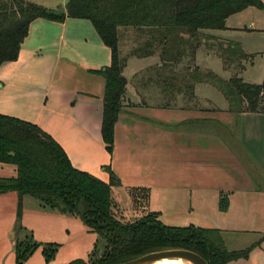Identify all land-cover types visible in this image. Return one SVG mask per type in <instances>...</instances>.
Masks as SVG:
<instances>
[{
    "label": "crops",
    "instance_id": "0c3cea01",
    "mask_svg": "<svg viewBox=\"0 0 264 264\" xmlns=\"http://www.w3.org/2000/svg\"><path fill=\"white\" fill-rule=\"evenodd\" d=\"M29 1L56 10L70 0ZM250 9L231 16L226 30L203 31L211 45L198 49L195 66L226 80L238 74L246 83L263 84L264 79L256 84L253 74L246 79L244 65L243 71L226 70L220 54L211 50L232 43L246 55H256L264 46V21L256 17L249 25L229 24ZM132 48V39L124 36L122 56ZM111 62V50L91 22L37 19L18 60L0 67V114L38 125L80 171L110 183L106 170L110 168L120 180L113 188L118 206L126 209L123 205L136 200L133 195L144 194L146 201L134 206L140 216L157 213L174 225L220 230L229 251L253 246L258 264H264V113L232 111L225 97L214 100L205 83L193 90H167L154 71L162 64L158 55L130 56L123 71L127 87L111 155L102 137L106 82L96 74ZM185 66L188 59L176 70ZM15 176L14 166L0 164V178ZM21 202V224L39 245L23 264L89 261L98 235L79 218L28 196ZM19 209L17 193L0 194V264H18L15 247L25 236L16 232ZM245 236L256 241L238 246V237ZM46 244L58 246L50 261L43 253ZM243 261L247 259L232 264Z\"/></svg>",
    "mask_w": 264,
    "mask_h": 264
},
{
    "label": "trees",
    "instance_id": "16d2710c",
    "mask_svg": "<svg viewBox=\"0 0 264 264\" xmlns=\"http://www.w3.org/2000/svg\"><path fill=\"white\" fill-rule=\"evenodd\" d=\"M249 8L264 11L261 0H70L56 10L29 0H0V67L18 60L22 45L37 19L63 23L66 19L92 23L102 43L111 50L109 67L97 71L106 82L102 137L108 152L114 151V130L123 107L127 80L123 75L130 56L146 58L158 55L159 82L167 90L191 89L205 83L219 90L236 113H264V82L253 85L237 75L226 80L218 74L194 65L198 49L205 40L203 31L226 30L227 20ZM124 36H130L133 48L128 56L120 53ZM205 40V41H204ZM214 45V44H213ZM220 57L226 70L243 71L249 56L238 44L220 45ZM185 59L188 66L177 71ZM153 70V69H152ZM0 164L12 165L16 176L0 178V194L17 193L20 197L16 243L18 264H23L39 247L21 224V201L28 196L61 214L79 218L98 235L89 261L71 264H121L144 255L188 250L209 264H232L248 259L254 247L241 251L226 248L221 231L195 225H165L157 213L124 222L116 217L118 207L113 188L119 178L110 170L106 183L72 165L62 146L38 125L0 114ZM225 209V207H222ZM58 246L46 244L47 261L54 258Z\"/></svg>",
    "mask_w": 264,
    "mask_h": 264
},
{
    "label": "rangeland",
    "instance_id": "374dc122",
    "mask_svg": "<svg viewBox=\"0 0 264 264\" xmlns=\"http://www.w3.org/2000/svg\"><path fill=\"white\" fill-rule=\"evenodd\" d=\"M252 11H254L255 14H252ZM256 17L260 18L261 20L264 21V11L258 10L256 8H252L248 12H245V14L243 13V14H240L238 16L231 18L229 20V24L230 25H233V24L249 25L252 21V18L256 22ZM211 50H213L214 52L220 53V47L212 48ZM120 53H121V51H120ZM243 65L247 68L246 79L251 78L250 74H253V75H256V84H261L263 82V79H264V46L257 48L256 49V55L249 56L248 60L243 62ZM218 67H215V68H218ZM234 69H235V72L237 70H239L238 67H236ZM247 75H249V76H247ZM243 77H245V75ZM206 87H207V89H210L213 91L214 100L222 99L221 101H225L224 96L217 89H215L214 87H212L210 85H206ZM133 196L135 197L136 200H134L132 205L130 202L127 205H123V207H125L126 209L122 208V206L121 207L118 206L117 209L115 210L116 217L119 218L120 220L124 221V222H133V221H136L142 217V216H140L141 214H138L137 211H139V210H136L135 207L137 206V203L143 204L146 201V196L144 194L140 195V197L136 195L138 198H136L135 195H133ZM135 202H136V204H135ZM137 207H139V206H137ZM162 222L165 223V225L173 226V227H187V226H189V225H181L180 223L174 225L170 221H164V220ZM238 238H241V240H238V241H240L241 245L239 244L238 246H243V247L247 246V245H243V244H248V243L250 244L251 242L256 241V239H251V238H248L247 236L238 237ZM229 248H233V247L229 246ZM252 252H253V250H252ZM252 252L250 253L247 261H243V263H245V264H256V262H257V264H258V260L256 259V254H253Z\"/></svg>",
    "mask_w": 264,
    "mask_h": 264
},
{
    "label": "water",
    "instance_id": "95a60500",
    "mask_svg": "<svg viewBox=\"0 0 264 264\" xmlns=\"http://www.w3.org/2000/svg\"><path fill=\"white\" fill-rule=\"evenodd\" d=\"M163 262L209 264L202 256L188 250H167L154 252L121 264H162Z\"/></svg>",
    "mask_w": 264,
    "mask_h": 264
},
{
    "label": "bare ground",
    "instance_id": "6f19581e",
    "mask_svg": "<svg viewBox=\"0 0 264 264\" xmlns=\"http://www.w3.org/2000/svg\"><path fill=\"white\" fill-rule=\"evenodd\" d=\"M162 264H183L181 262H163Z\"/></svg>",
    "mask_w": 264,
    "mask_h": 264
}]
</instances>
